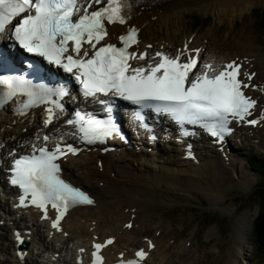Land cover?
<instances>
[{
    "label": "snow or ice",
    "instance_id": "obj_1",
    "mask_svg": "<svg viewBox=\"0 0 264 264\" xmlns=\"http://www.w3.org/2000/svg\"><path fill=\"white\" fill-rule=\"evenodd\" d=\"M132 7L133 0H0V41L7 40L10 47H18L71 74L85 100L94 103H106L100 96L118 97L167 114L181 128L186 124L197 125L221 142L230 133L233 120L259 123L257 119H248L257 100L245 93V89L253 86L250 82L254 73H243L246 80L242 79V65L236 61L223 65L205 62L198 67L200 49H189L187 45L175 55L156 52L149 58L146 51L130 50L140 42L135 27L119 36L121 46L105 42L109 36L106 25L125 24ZM140 61L146 63L142 66L133 63ZM0 86L6 89L5 101L18 95L27 98L21 112L51 104L46 109L45 125L52 123L56 109L63 111L60 99L67 95L63 89L34 84L22 75L0 77ZM106 111L110 113L111 107ZM260 120H264V113ZM67 123L74 125L79 138L88 144L103 143L120 135L111 116L98 119L77 111ZM184 134H189L186 129ZM43 139L47 142L49 137L45 135ZM69 152L75 153L76 149L71 145L67 151L60 145L54 150L34 146L32 154L14 159L10 170L11 184L22 191L20 206L31 204L41 209L47 219L50 205L56 212L52 227L57 230L69 209L94 203L85 191L62 178L57 161ZM17 238L24 243L19 235ZM113 242L108 239L103 244H94L92 264H103L101 250ZM149 246L154 247L151 242ZM135 255L139 259L127 264H140L147 253L141 249Z\"/></svg>",
    "mask_w": 264,
    "mask_h": 264
},
{
    "label": "bare ground",
    "instance_id": "obj_2",
    "mask_svg": "<svg viewBox=\"0 0 264 264\" xmlns=\"http://www.w3.org/2000/svg\"><path fill=\"white\" fill-rule=\"evenodd\" d=\"M257 2H264V0H147L144 2L142 9H136L133 12L132 21H136V24L141 26V36L147 42L153 39L174 42L177 38L183 41L181 20L185 9L194 7L204 14L211 13L214 15L217 23L222 21L231 23L232 20L249 11L252 5ZM214 33V30L211 33L207 32L199 39L196 37L194 42L202 44V38L206 36L211 40L215 37ZM242 34L234 39L232 38L235 34L228 35L229 40L226 39V41L230 43L231 48L229 51L235 55L239 53L253 57L252 62L257 69L255 76L258 80L264 81V51L262 53L253 48L249 42V34ZM207 45L206 52L209 54L222 55V53H225L222 48H209ZM252 50L255 53H252ZM12 120L13 117L7 111H0V129L3 128L4 132L8 130L9 123ZM20 127L23 126L14 127L13 132L18 131ZM236 130L240 132L237 136L240 137L241 141L250 139L245 128H238L237 124ZM257 133L259 137H253V139L258 138L259 144L264 143V136L260 132ZM0 137H2L1 133ZM240 143L234 142L230 149H226L225 157L228 154L230 155L227 160L222 159L218 153L207 156L205 153L202 155L199 151V156H197V152H195L198 164L193 163L190 158L181 157L183 152H177L175 149L173 155L168 149L164 160V154L162 153H158L159 159H155L148 152H144L142 155L133 153V156L131 153L116 151L102 156L101 171L98 170L95 163L97 158L92 162L94 157H91L90 154L78 155L69 159L64 165L65 174L69 175L74 183L89 188V191L96 198L94 207L87 206L75 209L65 218L64 225L69 231L70 239L76 244L77 236H87L89 234L88 228L91 226L88 221L92 219L97 222V231L105 235L109 229H114V218L119 219V221L131 218L128 220L132 221L133 226L129 230L119 229L120 233L117 235L118 238L114 247L118 249L121 247L126 248L129 244H143V236H139L137 239H132V237L139 233L138 231L144 229V234L152 235L156 240V247L151 252L148 264H169L173 262L174 264H247V251L248 248H251L250 231L254 221L250 210L240 214L234 220L233 230L228 238L226 248L219 251L212 258L207 249L201 250L203 248L201 243L205 240H208L207 243H209L213 236H217L218 240L214 243L218 249H221L219 229L216 225L207 227L203 239H198L195 243L197 228L194 227L189 232V240L185 245L189 249L186 252L174 251L163 241L167 239V235L176 239L178 231L173 232V226L165 228L162 218L157 219L158 215L162 217L158 207L166 208L167 206L172 207L173 205L189 202V199L184 201L183 195L178 194L177 190H181L186 194L185 191L189 188L203 189L206 181V189L208 190L206 195L209 206L216 207L214 209H220L223 213H231V207L224 205L225 193L228 187L239 184L247 189L252 185L249 171L247 172L243 168V164L236 157V150ZM177 146L175 144L174 147L177 148ZM233 150L235 151L233 152ZM210 151L214 152L212 148H210ZM1 156L3 158V155ZM131 157H133L132 160ZM226 164L228 167H226ZM184 167L188 169L184 170ZM102 181L103 186L100 187L98 182L102 184ZM183 192L181 193L183 194ZM126 208L127 210H125ZM5 210L4 215H6V212L9 214V211H11L10 207L5 208ZM147 224H151V226L148 227ZM38 231L37 228L34 229L32 240H34L35 235L39 234ZM68 241L67 243H69ZM12 245L11 240L7 242L5 236H2V239L0 237V250L10 251ZM177 245L176 242L175 246ZM48 250L50 256L57 251L61 252V258H63L61 249L51 248ZM11 256L16 258L13 254ZM15 262L20 264L17 260Z\"/></svg>",
    "mask_w": 264,
    "mask_h": 264
},
{
    "label": "rangeland",
    "instance_id": "obj_3",
    "mask_svg": "<svg viewBox=\"0 0 264 264\" xmlns=\"http://www.w3.org/2000/svg\"><path fill=\"white\" fill-rule=\"evenodd\" d=\"M264 8V2H257L252 5L251 9L245 13H243L241 16L235 18L231 23H228L227 21H222L217 23L215 21L214 15L211 13L204 14L201 11L197 10L196 8H187L183 11L184 15L188 16L190 14H197L202 18H205V23L203 26L199 27L200 30L205 31L208 30L212 27H220L221 30L228 31L230 28H232V33L233 32H241L242 30L246 29V31L251 32V34L256 38L255 40L257 42H260L264 38V35L261 34L262 36H256V33L253 32V25L255 24V17L251 13L252 9H255L258 13L261 12V10ZM242 34V33H241ZM240 34H235V36L232 38L238 37ZM257 151V148L251 147V145L246 146L245 149H241L239 152H237L238 156V161H241L243 163V168L248 172L249 176L253 179V184L249 188H244L239 184H234L227 190V196L225 199H227L226 204L231 207V213H223L221 212L220 209H214L209 206L208 200L206 199V194L205 192H202L201 189L199 191L197 190V198L194 196L189 197V202L185 203H180L177 205H173L172 207L167 206L165 207H160L158 208L161 212H166L164 214V217H172V222L174 223V231H178L179 233H184L180 234L176 239L174 238V242H178L177 244L179 246L182 245L183 242H187L189 240V232L191 229L194 227L197 228L196 232V239H194V243L201 238L203 239V236L205 235V229L207 227H212V226H217L218 228H222V233L227 231L228 229H232V224L234 220L242 213H244L247 210H250L252 213V216L255 217V215L258 213L259 208H261L260 205V199L259 196L263 195L264 192V187H260L259 181L262 180V178H258L261 176L259 174L258 170H254L252 167L249 166L247 163V158H250L247 153L253 154ZM167 166V165H166ZM169 168H172L171 166H168ZM257 176H256V175ZM234 198V200H231ZM185 201L186 199L183 198ZM234 211V212H233ZM213 215H217L218 219L216 221H212ZM160 215L155 216L157 219L161 218L159 217ZM164 217H162V223L165 228H169L171 226V221L166 220ZM219 218L221 220H219ZM154 219V218H153ZM149 225V224H148ZM230 225V226H229ZM230 227V228H229ZM208 229V228H207ZM0 234L1 235H6L9 239V234L5 231L4 228H0ZM228 237L229 233H226L225 235L221 234V243L222 250L223 251L228 243ZM217 236H213L210 239V242L207 243L208 240H205V244L203 245L204 247L202 249H207L211 253V258L219 253V249L214 243V241L218 240ZM173 239V238H172ZM186 239V241H185ZM220 241V240H219ZM254 245L252 249H249L247 251V264H255L256 261H258L255 258V253H254ZM5 256L2 255V252H0V259H4ZM4 264V263H2Z\"/></svg>",
    "mask_w": 264,
    "mask_h": 264
},
{
    "label": "trees",
    "instance_id": "obj_4",
    "mask_svg": "<svg viewBox=\"0 0 264 264\" xmlns=\"http://www.w3.org/2000/svg\"><path fill=\"white\" fill-rule=\"evenodd\" d=\"M262 16L264 20V9L262 10ZM258 221L259 223L256 225V232L260 238L261 236L264 238V211L260 214Z\"/></svg>",
    "mask_w": 264,
    "mask_h": 264
}]
</instances>
